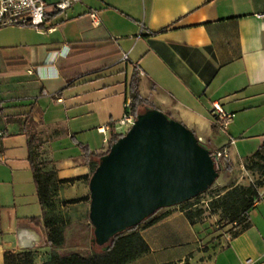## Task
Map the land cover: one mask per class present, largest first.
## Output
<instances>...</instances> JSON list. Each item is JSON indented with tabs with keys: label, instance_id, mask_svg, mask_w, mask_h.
I'll use <instances>...</instances> for the list:
<instances>
[{
	"label": "crops",
	"instance_id": "crops-1",
	"mask_svg": "<svg viewBox=\"0 0 264 264\" xmlns=\"http://www.w3.org/2000/svg\"><path fill=\"white\" fill-rule=\"evenodd\" d=\"M46 6L39 29L28 23L0 26V105L9 115L0 113V264L9 251L33 250L38 263L51 252L43 218L47 208L27 159L31 129L40 139L36 162L44 158L42 169L66 180L53 196L64 220V244L55 250L98 251L90 239L86 244L72 216L84 220L86 212L90 224L92 161L108 149L112 124L122 116L110 113L103 123L90 125L103 136L93 156L74 147V154L54 157L50 148L62 137L70 138L71 146L77 143L69 124L72 99L67 104L64 89L93 76L123 75L124 103L137 71L142 97L208 147L225 149L231 169L223 164L216 184H249L246 164L264 138V0H76L61 11ZM106 86L100 98L118 94L115 85ZM214 102L234 113L224 130L212 126ZM52 111H61L60 117L49 115ZM98 127H105L104 133ZM159 214L164 216L155 223L137 227L148 249L125 264H243L247 258L264 264V185L248 226L236 234L216 231L217 215L191 222L180 204Z\"/></svg>",
	"mask_w": 264,
	"mask_h": 264
},
{
	"label": "water",
	"instance_id": "water-1",
	"mask_svg": "<svg viewBox=\"0 0 264 264\" xmlns=\"http://www.w3.org/2000/svg\"><path fill=\"white\" fill-rule=\"evenodd\" d=\"M42 1L50 6L60 0ZM219 171L193 130L158 108H146L99 157L89 177L91 242L107 249L114 235L207 190Z\"/></svg>",
	"mask_w": 264,
	"mask_h": 264
},
{
	"label": "trees",
	"instance_id": "trees-1",
	"mask_svg": "<svg viewBox=\"0 0 264 264\" xmlns=\"http://www.w3.org/2000/svg\"><path fill=\"white\" fill-rule=\"evenodd\" d=\"M138 82V72L134 71L128 82V91L131 101V110L135 115L145 111V109L148 107L157 108L152 102L140 95L138 91ZM3 109L4 107L0 105V113L8 118L9 115L3 114ZM212 126L213 128L216 127L214 124ZM119 136H121V134L112 132L109 140V146L115 142ZM39 145L40 139L38 134L35 130L31 129L27 133V159L29 161L30 169L33 172L34 182L37 187L40 203L42 206H46L47 208V211L44 212L43 218L44 226L47 229L46 242L50 246L51 252L48 259L40 263L35 261V251L30 249H24L17 252H5L4 264H125L147 251L148 245L137 231V227L141 223L146 222V224H153L161 219L164 214L157 215L159 210L155 211L137 225L128 227L124 231L114 235L107 243L108 247L105 250L101 249L102 246L92 243V245L99 248L100 251H91L88 254H83L77 251L58 253L55 249L62 247L64 244V220L60 214V216H57L54 212V208L56 206L53 201V196L56 194L58 188L57 185H59V183L65 182L66 180L58 181L55 178L53 171H44L42 169L41 166L45 163L41 162V160L36 162V157L38 155L37 147ZM80 147L85 155H94V153L90 152L85 145L80 143ZM107 150L104 153H106ZM102 154L98 155V158L92 161V172L97 166L99 157ZM225 164L226 170H230L231 167L229 165V161L226 158ZM246 169H257L264 173V138L258 148L248 159ZM259 187H263V184H260ZM223 190L224 193L221 197L219 196V200H217L219 202H217L215 206L222 207L223 211L229 213V217L226 221H222L218 224L216 231L221 233L225 231H233V229H236V227H240L239 229L233 231V234H236L248 226V213L253 207L254 202L259 197V190L252 184L229 185L223 187ZM184 204L185 203H182L180 206L187 218L193 222L194 218L200 216L202 211L193 210L188 205ZM238 219H242V222H237Z\"/></svg>",
	"mask_w": 264,
	"mask_h": 264
},
{
	"label": "rangeland",
	"instance_id": "rangeland-1",
	"mask_svg": "<svg viewBox=\"0 0 264 264\" xmlns=\"http://www.w3.org/2000/svg\"><path fill=\"white\" fill-rule=\"evenodd\" d=\"M49 8V6H48ZM92 80H88L86 82L76 83L75 85L64 89L63 97L65 101L71 100V111L69 114V124L70 129L73 133H75V137L77 139V143L75 146L72 145V141L68 137H62L56 140H53L50 143L51 153L54 157H60L62 155L67 154H74V147L78 151H82L80 144L82 143L85 145L90 152H94L97 149H101L102 147V138L101 134H98L96 128L90 126L94 122L103 123L101 121H106L111 113L116 117V119L120 118L124 111V77L123 75L119 76H112L111 78L105 76L103 78H96L95 76L91 77ZM110 85L113 87L116 86L118 90V94L116 96H112L109 99L100 98L101 93L103 94V90L106 89ZM114 91V90H112ZM113 93V92H112ZM33 101V98H29ZM70 102V101H69ZM66 104V105H67ZM50 105V104H49ZM44 109V107H43ZM164 112V111H163ZM61 113V111H60ZM60 113L49 112V115H53L60 117ZM166 113V112H165ZM66 120V119H65ZM90 126V128H88ZM128 128H125L123 132H125ZM221 138L215 140V144H218ZM13 145H22L21 141L17 142L14 141ZM258 147V146H257ZM41 162L45 163V159L41 158ZM249 174L251 175L249 184L256 186L259 190L260 184L264 185V173L257 169L250 170L248 169ZM222 178V174L220 179ZM218 179V180H220ZM216 180L214 183L205 191L200 193L199 195L191 198L190 200L183 202L184 205H188L193 210H201L202 213L197 218L208 217L211 215H217L216 223H221L222 221H226L229 217V213L223 211L222 207H216L215 204L219 201V196L221 197L224 193L223 187H220L216 184ZM59 185H57L58 187ZM56 195V194H55ZM182 204V203H181ZM54 212L57 216L59 215V211L57 207L54 208ZM72 216V222L74 224L79 225L81 231H84L85 241L86 244H89V239L91 240L93 236L92 227L89 223H85L86 212H84V220L81 219V216L78 217ZM241 221L242 219H238L237 222ZM240 226V225H239ZM240 227H236L233 231L239 229ZM95 247V246H94ZM98 251L99 248L95 247ZM78 252L83 254H88L90 251L88 250H79Z\"/></svg>",
	"mask_w": 264,
	"mask_h": 264
},
{
	"label": "built area",
	"instance_id": "built-area-1",
	"mask_svg": "<svg viewBox=\"0 0 264 264\" xmlns=\"http://www.w3.org/2000/svg\"><path fill=\"white\" fill-rule=\"evenodd\" d=\"M76 0H60L53 4L56 10H65L69 8ZM46 4L42 0H0V26L13 23H28L37 29L44 24L46 16ZM89 16L92 23L96 25L98 19L95 12H90ZM126 59V54L123 55ZM211 113L215 118V126L219 130H224L227 127L234 113L225 111L220 104L214 102L212 104ZM136 115L131 110L130 99L124 102V113L120 119L112 124L113 131L116 134H123L125 128H130L134 123ZM108 128V127H107ZM105 127H98V131L104 133ZM200 140V138H198ZM210 154L213 157L214 163L220 169L225 164V149L209 147ZM0 153V162L2 161ZM252 260L247 258L243 264H250Z\"/></svg>",
	"mask_w": 264,
	"mask_h": 264
}]
</instances>
